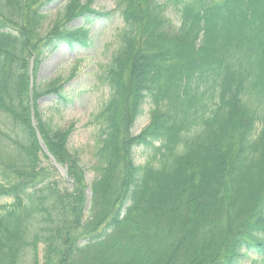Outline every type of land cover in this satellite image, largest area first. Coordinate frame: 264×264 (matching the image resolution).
Masks as SVG:
<instances>
[{"label": "trees", "instance_id": "trees-1", "mask_svg": "<svg viewBox=\"0 0 264 264\" xmlns=\"http://www.w3.org/2000/svg\"><path fill=\"white\" fill-rule=\"evenodd\" d=\"M25 1L0 0V119L34 156L22 97L26 29L41 38L46 14L36 8L27 19ZM77 2L61 18L71 20ZM118 8L125 26L103 75L111 93L94 116L98 175L77 176L70 190L35 156L24 159L30 167L0 169V199L9 200L0 206V264H26L30 253L38 264L40 243L44 264H264V0H118ZM92 12H81L88 24L113 13ZM88 24L57 29L48 46H87ZM63 86L35 91L67 105ZM146 102L153 122L133 137ZM37 115L57 159L80 166L67 146L71 128ZM135 147L149 155L143 163ZM221 221L223 234H203Z\"/></svg>", "mask_w": 264, "mask_h": 264}, {"label": "rangeland", "instance_id": "rangeland-1", "mask_svg": "<svg viewBox=\"0 0 264 264\" xmlns=\"http://www.w3.org/2000/svg\"><path fill=\"white\" fill-rule=\"evenodd\" d=\"M69 1H25L29 10H27V19H29L31 11L36 8H40V12L46 14V19L41 29V38L36 37L30 31L29 25L26 29L29 34L30 47L26 58L25 91L22 97L27 109L26 115L36 132L38 144L33 150L34 156L37 158L35 165L51 166L55 169L53 177L59 181L61 186L72 190L77 185V176L82 175L87 183H91L98 175L93 165L96 163L95 148L100 131L99 125L94 122V116L99 113L110 97L111 89L103 80V75L111 63L114 53L120 47L119 34L125 26V21L118 8V0H78L79 6L75 9V14H72L71 20L68 19V21L61 18V15L66 10ZM92 11L97 13L113 11V13L108 17L98 16L99 14L92 15L91 22L88 24L81 12L95 14ZM168 14L176 23L178 22V16L174 11L169 10ZM60 18L63 22H58L59 28H57L56 21ZM85 23L90 25V39L87 46L72 45L62 40L58 41L54 48L51 45L48 46V41L57 37V29H75L84 26ZM55 82L63 83V93L72 99L70 104L65 105L60 102L59 98L52 93L36 94V89L41 92V88H47ZM150 108L149 102L144 103L133 117L134 126L131 129L133 137L141 135L152 124ZM37 113L43 114L46 119L52 117L54 126L64 129L71 128L67 137V146L71 151L77 153L80 166L73 167L57 159L40 131ZM14 132L15 127L10 121L0 119V162L3 163L0 165V169L2 171H6L7 167L11 165L23 167L25 164L30 167V163L28 165L24 159L29 160L28 157L31 155L22 154L27 147L14 144ZM40 142H43L47 151L43 149ZM134 151L136 162L143 163L147 160L149 155L144 152L142 147H135ZM34 156L31 157L34 158ZM125 164L126 162H123L119 166L117 180H115L117 185H119L118 181L126 169ZM8 201V198L0 199V206ZM226 227V222H217L203 230V234H209L208 236L214 232L223 234ZM36 252L38 264H44L45 245L40 243ZM32 256V253L28 254L26 264H33Z\"/></svg>", "mask_w": 264, "mask_h": 264}, {"label": "water", "instance_id": "water-1", "mask_svg": "<svg viewBox=\"0 0 264 264\" xmlns=\"http://www.w3.org/2000/svg\"><path fill=\"white\" fill-rule=\"evenodd\" d=\"M41 143V146L43 147V149L45 150V151H47V149H46V147H45V145L43 144V142H40ZM50 156V155H49ZM50 158H52L51 156H50Z\"/></svg>", "mask_w": 264, "mask_h": 264}]
</instances>
